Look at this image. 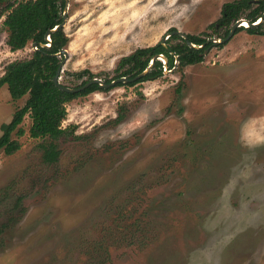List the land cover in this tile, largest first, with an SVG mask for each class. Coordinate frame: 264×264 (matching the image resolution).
I'll return each mask as SVG.
<instances>
[{
    "label": "rangeland",
    "instance_id": "rangeland-1",
    "mask_svg": "<svg viewBox=\"0 0 264 264\" xmlns=\"http://www.w3.org/2000/svg\"><path fill=\"white\" fill-rule=\"evenodd\" d=\"M226 1L68 0L59 81L111 78L171 27L224 38L209 24ZM3 18L0 75L32 54L9 49ZM26 97L0 87V124ZM65 106L57 162L42 161L28 114L19 148L0 147V264H264V34L241 29L201 61Z\"/></svg>",
    "mask_w": 264,
    "mask_h": 264
},
{
    "label": "trees",
    "instance_id": "trees-1",
    "mask_svg": "<svg viewBox=\"0 0 264 264\" xmlns=\"http://www.w3.org/2000/svg\"><path fill=\"white\" fill-rule=\"evenodd\" d=\"M4 5L0 16L4 15L3 24L7 28L6 43L10 50L23 48L28 42L35 43L37 48L30 57L15 59L5 64L0 75V87L6 85L10 98L17 100L27 94L24 104L16 108L9 121L0 124V147L6 154L15 152L20 143L11 138L15 131L23 133L20 126L25 114L31 119L28 132L31 137L41 138V159L44 163L57 162L60 154L58 139L68 131V125L62 126L67 110L65 104L74 97L86 95L101 88L97 82L89 84L77 92H69L59 88L53 82V76L60 63L56 53L68 41L63 26L51 30L62 20L65 0H0ZM264 11V0H232L222 4L219 18L209 24L212 28L226 25V34L233 23L239 18L250 23L256 22ZM244 29L249 33L264 34V17L256 25H239L235 32ZM176 28L168 29V36L163 41L153 45L137 47L131 53L123 55L117 61L114 74L105 82L125 76L133 77L148 66L147 71L134 81H118L116 84H134L146 79H154L164 74V68L172 69L175 61L179 68L186 64L196 63L203 59L205 48L212 44L201 34L186 33V37L195 46L188 45L186 39L175 32ZM49 31V40L46 32ZM48 43L49 45H46ZM202 44L201 46H199ZM161 54L160 58L150 61L153 56ZM81 77L88 75L85 83L94 77L88 69L73 72ZM78 85V86H79ZM179 87H177V90ZM124 115L117 114L114 122L122 120ZM1 232V229H0Z\"/></svg>",
    "mask_w": 264,
    "mask_h": 264
},
{
    "label": "water",
    "instance_id": "water-1",
    "mask_svg": "<svg viewBox=\"0 0 264 264\" xmlns=\"http://www.w3.org/2000/svg\"><path fill=\"white\" fill-rule=\"evenodd\" d=\"M67 4H68V0H65V5H64V10H63V13H62V20L59 24H57L55 27H53L51 30H54L56 29L57 27L59 26H62L63 23L65 22L66 20V17H67ZM264 17V11L262 13V15L259 17V19L256 21V22H252L250 23L249 21H247L246 19H243V18H239L238 20H236L233 25L230 27L228 33L226 34V36L224 38H219V39H215V40H212V43L213 44H216V43H219V42H226L227 40H229V38L234 34L235 32V28L239 25H243L242 23L245 21L247 24L244 25V26H248V25H256L259 21H261V19ZM176 33L182 35L185 39H186V42L188 45H191V46H195L191 41H189L186 37V33L180 31V30H175ZM46 38L49 40V31L46 32ZM164 38H162L161 41H163ZM46 45H49L48 43ZM202 44H200L199 46H201ZM206 51L208 50V47L205 49ZM61 54H63L64 56L67 55V50L63 47L60 48V50L56 53L57 56H60ZM155 58H160L162 59L164 62H165V58L163 57V55L161 54H158V55H155L152 57L151 61H150V64L152 63V61L155 59ZM61 68H62V62L59 63L58 67H57V70L53 76V82L61 89L63 90H66V91H69V92H77L79 90H82L84 89L85 87H87L89 84L93 83V82H97L100 86H109V85H114L116 82L118 81H123V82H128V81H134L136 79H138L139 77H141L146 71L147 69L149 68V66L144 69L143 71H141L140 73L134 75L133 77H130V78H127L125 76H120V77H117V78H114L112 80H110L109 82H105L103 79L101 78H98V77H92L91 79L87 80L85 83L79 85V86H76V87H70V86H67V85H64V84H61V82L59 81V75H60V71H61ZM167 70V68H164V72Z\"/></svg>",
    "mask_w": 264,
    "mask_h": 264
},
{
    "label": "built area",
    "instance_id": "built-area-1",
    "mask_svg": "<svg viewBox=\"0 0 264 264\" xmlns=\"http://www.w3.org/2000/svg\"><path fill=\"white\" fill-rule=\"evenodd\" d=\"M31 48H32V51L35 50L37 48L36 44L35 43H31Z\"/></svg>",
    "mask_w": 264,
    "mask_h": 264
},
{
    "label": "bare ground",
    "instance_id": "bare-ground-1",
    "mask_svg": "<svg viewBox=\"0 0 264 264\" xmlns=\"http://www.w3.org/2000/svg\"><path fill=\"white\" fill-rule=\"evenodd\" d=\"M106 2H107V0H106ZM106 4H107V3H106ZM132 7H133V6H132ZM243 23L246 25V22H245V21H244ZM243 23H242V24H243ZM244 24H243V25H244Z\"/></svg>",
    "mask_w": 264,
    "mask_h": 264
}]
</instances>
